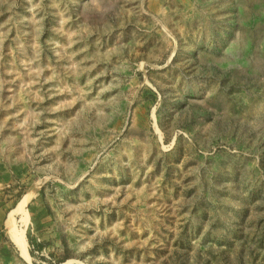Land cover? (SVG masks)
I'll use <instances>...</instances> for the list:
<instances>
[{
  "label": "rangeland",
  "instance_id": "1",
  "mask_svg": "<svg viewBox=\"0 0 264 264\" xmlns=\"http://www.w3.org/2000/svg\"><path fill=\"white\" fill-rule=\"evenodd\" d=\"M83 263L264 264V0H0V264Z\"/></svg>",
  "mask_w": 264,
  "mask_h": 264
},
{
  "label": "bare ground",
  "instance_id": "2",
  "mask_svg": "<svg viewBox=\"0 0 264 264\" xmlns=\"http://www.w3.org/2000/svg\"><path fill=\"white\" fill-rule=\"evenodd\" d=\"M26 198V197H25ZM83 264H86V263H83Z\"/></svg>",
  "mask_w": 264,
  "mask_h": 264
}]
</instances>
